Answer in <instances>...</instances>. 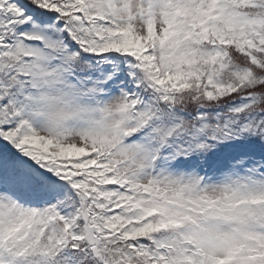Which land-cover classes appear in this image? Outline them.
Returning a JSON list of instances; mask_svg holds the SVG:
<instances>
[{
    "label": "snow or ice",
    "instance_id": "6c2138e0",
    "mask_svg": "<svg viewBox=\"0 0 264 264\" xmlns=\"http://www.w3.org/2000/svg\"><path fill=\"white\" fill-rule=\"evenodd\" d=\"M0 264H264V0H0Z\"/></svg>",
    "mask_w": 264,
    "mask_h": 264
}]
</instances>
